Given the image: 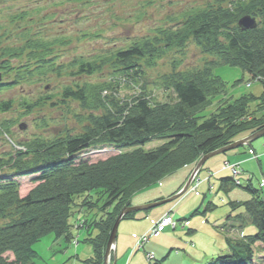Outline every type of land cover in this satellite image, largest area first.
Segmentation results:
<instances>
[{
  "label": "trees",
  "instance_id": "16d2710c",
  "mask_svg": "<svg viewBox=\"0 0 264 264\" xmlns=\"http://www.w3.org/2000/svg\"><path fill=\"white\" fill-rule=\"evenodd\" d=\"M245 16L255 17L257 26L242 29L238 22ZM190 38L215 59L201 69L165 76L163 85L172 92L169 100L154 98V93L146 88L130 100H121L116 96L119 85L115 82L67 86L62 93L64 101H77L88 111L79 116L87 121L83 132L54 139L37 137L21 143L26 150L0 159V174L5 167L13 170L12 175L0 177V221L11 217L0 225V264H38L35 244L51 233L67 241L75 240L72 219L85 209L99 211L77 224L87 228L84 241L93 248V254L83 262L105 264L113 225L122 210L132 204L136 193L264 127V0H240L233 8L223 6L219 0L216 7L193 9L186 13L180 27L157 28L153 36L139 38L102 60L98 57L75 61L78 71L74 74L92 75L112 61L120 73L131 76L133 72L135 80L134 76L143 75L140 63L152 67L159 56L172 48H183ZM36 41L28 39L22 46L2 50L0 89L14 87L18 76L24 75L19 70L12 82L3 81L4 74H11L15 68L10 57H21L27 51L31 60H46L49 48L38 50ZM220 65L241 68L252 80L262 83L263 92L260 96L245 94L232 101L223 98L215 111L205 117L200 113L226 94L227 82L214 73ZM28 73L32 74V70ZM104 91L109 92L106 97L102 95ZM11 107L12 101L1 102L0 113ZM155 139L163 143L144 148ZM104 145L115 146L121 153L95 162L76 160L83 150ZM26 175L34 176L37 184L21 197L15 177ZM234 186L233 177L222 178V188ZM246 189L252 195L249 200L230 203L233 210L242 206L243 215L258 231L231 241L230 251L219 253L205 264L258 263L255 245L260 242L264 246V195L252 185ZM213 208L209 203L207 209ZM134 214L127 213L123 219L134 218ZM93 230H97L95 236ZM7 253L14 258L10 259Z\"/></svg>",
  "mask_w": 264,
  "mask_h": 264
},
{
  "label": "rangeland",
  "instance_id": "374dc122",
  "mask_svg": "<svg viewBox=\"0 0 264 264\" xmlns=\"http://www.w3.org/2000/svg\"><path fill=\"white\" fill-rule=\"evenodd\" d=\"M218 2L219 0H0V56L2 50L8 47L22 46L28 39L37 40L38 50L43 48H49L50 50L46 60H31L27 55V51L21 57L9 58L11 66L15 68L11 74H4L3 81L12 82L16 79V73L19 70L24 71V75L18 76V84L14 87L0 89V103L12 101L11 109L0 113V159H8L16 152L15 149L17 148L14 143L16 146H21V143L24 144L37 137L54 139L83 132L87 121L80 120L79 116H85L88 111L77 101L71 99L64 101L62 93L67 86L76 88V86H82L85 82H115L119 85L118 92H116L118 95L116 96L121 100L132 98L135 93L139 92V87L146 88L148 92L154 93V98L160 101L169 100L172 97V92L170 89L166 90L163 85L165 76L177 71L191 72L201 69L206 62L215 59L214 56L204 53L201 46L193 38H190L183 48H172L167 53L159 56L156 64L152 67H147L143 64L144 62L140 63L143 75L141 77L134 76L137 82L135 84H122L120 80L126 74L120 73L112 61L103 65L100 71L92 75L74 74L78 71V66L73 64L79 59L93 60L101 57L99 59L102 60L109 57L112 53L126 48L139 38L153 36L157 28L180 27L186 19V13L189 11L206 8L210 5L216 7ZM222 4L225 7L233 8L236 1L232 3V0H222ZM1 61L2 59H0ZM28 70H32V74L28 73ZM214 73L227 82L226 94L221 95L211 106L200 113L205 117L215 111L218 102L223 98L232 101L245 94L251 93L260 96L263 92L262 83L251 80L250 75L244 73L239 67L220 65L214 68ZM133 74L132 72L131 76L126 77L132 80ZM242 78L243 80L240 83H236ZM250 80L252 83L248 85ZM161 143H163V140L155 139L148 142L144 148L151 149ZM252 143L258 153L264 156V136L254 139ZM249 147L251 145L244 144L231 150L227 155L234 151L248 152L250 155L252 154V158H255L253 156L255 151ZM118 153L119 150L115 146L106 145L92 148L85 158L95 162ZM220 156L223 159L225 155L218 154L209 160L215 158L221 160ZM253 160V163L249 166L252 169L247 171L248 176L241 177L245 180L252 173L254 187L259 188L260 180L264 177V158L261 157L262 170L257 160ZM208 161L205 163L204 169L207 167L215 168L218 165L213 164L210 166ZM232 165L235 166L232 167ZM224 167L232 170L241 168L243 171L239 163L232 161H230L229 166L224 164ZM182 172L183 169L177 171L174 175L168 176L163 180L164 183L166 184L167 180H169V183L170 180L174 184L177 183V180L182 176ZM192 173L193 171L189 177ZM5 174L12 175L13 170L5 167L0 177ZM211 175L212 173H209V176ZM15 178L19 182L21 197L25 196L37 184L34 181V176L31 175ZM186 182L187 180L184 181L183 186ZM211 184L214 190L209 189L206 191L205 185L200 188L201 196L199 198L201 200L204 198L205 193L208 192L209 195L205 198V203L201 204L200 213L194 215L190 220L196 223H199L202 218L209 220L206 226L211 227L214 231L212 235H209V230L201 228L197 232L189 234V238L201 232V235L196 239V243L201 246L207 245L209 239L217 238L216 235H219L220 239H224L225 233L217 225L219 223L224 224L229 214L232 217L229 222L239 226L243 235L255 234L258 229L247 216L243 215L244 208L241 206L233 210L230 203L233 200L246 201L251 197L245 185H235L227 192L219 190V178L212 177ZM158 187L159 182L138 192V196H141L139 193L145 191H157ZM136 195L131 198L132 203L140 200V198L136 199ZM183 197L184 195L167 204H174ZM222 197H225V201L222 200ZM201 200L199 203H201ZM209 202H214L217 206L213 209H207V212L203 213ZM158 208L160 206L152 209L156 212ZM98 211L97 209H85L83 213L76 214L72 220L74 223L78 221V225H80L85 219L94 217ZM147 212V210H139L135 212L137 213L136 218L121 220L117 235L121 233L130 236L131 232L126 230L130 227H124L126 222L131 220H135L137 223L142 222L145 220L144 216ZM140 214L142 216H139ZM240 215L242 217H239ZM10 220L11 217L8 216L0 221V225L8 223ZM177 227L176 224L173 229ZM169 231L173 232L168 229L164 233L166 234ZM96 233L97 230L92 231L93 236ZM73 235L75 240L79 241L78 244L75 243V240L67 241L63 237H56L53 233L44 236L34 246L39 254L36 262L38 264H85L83 259L93 254L92 245L84 241L88 236V230L86 227H77V224H75ZM159 239H151L150 244L159 242ZM193 239L195 240V238ZM199 239H201V242ZM255 249L257 264H261L264 259V246L262 243L257 242ZM146 250L140 248L132 252L135 253L134 257L136 256L138 260H144V264H148ZM175 251L173 250L172 253L175 254ZM6 255L10 259L14 258L12 253ZM129 256L131 257L130 253ZM155 261L153 260V262ZM164 261L166 264H170L168 257Z\"/></svg>",
  "mask_w": 264,
  "mask_h": 264
},
{
  "label": "crops",
  "instance_id": "0c3cea01",
  "mask_svg": "<svg viewBox=\"0 0 264 264\" xmlns=\"http://www.w3.org/2000/svg\"><path fill=\"white\" fill-rule=\"evenodd\" d=\"M249 148L257 152V154H259V158L256 160L259 163L260 168L262 170L263 166L261 164V157L264 158V156L258 153V151L253 146V143H251V147ZM224 155L225 156L223 159H222V156H220L221 160H217V158L212 159V160H209L210 159L209 158L208 159L209 161L207 160L210 166L213 164H218L215 168L207 167L206 169H204L205 164L201 167L198 173L200 184L196 188V190H192L188 192L186 195H184V197L181 200L176 201L174 204L161 205L160 208L156 210V212L153 209L148 210L147 214H145L144 216L145 220H143L142 222L137 223V221L135 220H131L134 222H131V221L126 222L124 227H130V228H127L126 230L131 232V234L130 236L122 235L121 233L117 235V244L115 248L116 264H144V260L140 261L136 258V256L134 257L135 253L131 254L132 249L134 245L136 244L137 240L139 239V237L142 234L149 232V229L152 223L159 220L165 213L169 211H172L177 218L185 219L187 223L184 227L178 226L175 229V231L172 230L173 232L169 231L166 234L161 233L158 235L151 236L148 242H146L143 248L145 250L149 249L148 251H151V253L155 254L156 261L154 263L156 264H160V263L166 264L164 260H166L167 257L169 258L170 264H205L209 262L217 254L226 253L230 251L231 250L230 244L233 242V240H236L237 238L239 239L240 237L242 238L243 236H245L243 235V232L242 230H240L239 226H236L232 222H229L230 219H232L231 214H229L230 217H227V220L225 221L224 224L219 223L217 225V227H220L221 230L225 233L224 239L223 238L220 239L219 235L218 236L216 235L217 238L213 240L209 239L207 245L201 246L196 243V239L198 238L199 235H201V232L196 233L195 236H192L190 238L188 236L191 233L197 232V230H200L201 228L209 230L210 231L208 232L209 235H212L214 231L211 227L206 226L209 220H205L202 218L199 223H196V222L191 221L190 219L193 218V216L196 215L197 213H200L201 211L200 206H202L201 204L205 203V198H207L209 195L207 194L208 192L205 193L204 198L201 200L199 198V196H201L200 188L203 185H205L206 191H208L212 185L211 184L212 177L219 178V182H220L219 190L229 192V190L233 188V187L229 189L222 188V178L233 177V173L231 169L224 167L225 161L230 160L234 163L235 162L239 163L240 167H242L243 169L242 173L237 175V178L241 182L240 186H242L243 184L245 185V187L249 185L254 186V183H253L254 178L252 176V173L250 177L246 178L245 180L241 176H244V175L248 176L247 171L249 169H252L249 166L250 164L253 163L254 161L253 159L255 158H252L248 152L241 153V152L234 151L230 155H227V154H224ZM195 166H196V163H191L179 169L180 171L183 169V172L181 174L182 176L181 178L177 180V183L175 184L171 180L169 183L168 182L169 180L167 179H166L167 181L165 184L163 181L164 179H163L159 183V187L157 191L156 190L152 192L145 191L141 194L139 193V195L141 196H138V193H136L137 194V195L135 194L136 199L140 198V200L136 201L135 203H132V200H131L132 205H145L149 202H154L156 200L172 196L173 194L178 192L183 187L184 181L189 179V175L193 171ZM209 173H212V175L209 176ZM263 174H264V171H263ZM172 175H174V173ZM167 182H168V185H167ZM259 189L261 190L262 193L264 192V177L262 178V180H260ZM212 190H214V188ZM189 197H194V198H189ZM200 200H201V203H199ZM222 200L225 201V197H222ZM230 202H243V201L233 200ZM209 203L212 204L213 207L217 206V204L214 202H209ZM209 203L207 204V206L209 205ZM206 212H207V208L206 210L203 211V213H206ZM139 216H142V215L140 214ZM136 217H137V213L134 214V218ZM153 238H160L159 242L150 244V240ZM193 238H195V240ZM199 240L201 242V239ZM173 250H176L175 254L172 253ZM148 251L147 250L145 251L146 254L148 253ZM129 253L131 257L129 256Z\"/></svg>",
  "mask_w": 264,
  "mask_h": 264
},
{
  "label": "water",
  "instance_id": "95a60500",
  "mask_svg": "<svg viewBox=\"0 0 264 264\" xmlns=\"http://www.w3.org/2000/svg\"><path fill=\"white\" fill-rule=\"evenodd\" d=\"M239 26L246 30V29H251L257 26V22L256 19L254 17L251 16H245L243 18L240 19L239 21ZM0 81H1V74H0ZM261 136H264V127L260 130H258L257 132L241 139V140H237L231 144H228L227 146H224L222 148H219L215 151H212L206 155H204L201 160L198 162V164L196 165L195 169L193 170V173L191 174L190 178L188 179L187 183L185 184V186L175 195L166 198V199H162L159 201H155V202H151L145 205H135V206H127L125 207L122 212L120 213V215L118 216V218L116 219L112 231L110 233V237L107 243V247H106V253H105V264H108V257L110 255L111 249L112 247L116 246L117 244V231H118V227L119 224L121 222V220L123 219L124 215H126L127 213L130 212H136L139 210H149L152 209L154 207L160 206V205H164L166 203L172 202L175 199H178L179 197L183 196L187 190L189 189L191 182L194 179L195 174L200 170V168L205 164V162L218 154H224L227 153L233 149H236L239 146H242L244 144H249L251 141H253L254 139H257ZM113 264H116L115 262H113Z\"/></svg>",
  "mask_w": 264,
  "mask_h": 264
},
{
  "label": "built area",
  "instance_id": "2783aa9c",
  "mask_svg": "<svg viewBox=\"0 0 264 264\" xmlns=\"http://www.w3.org/2000/svg\"><path fill=\"white\" fill-rule=\"evenodd\" d=\"M227 165L229 166V164L227 163ZM235 165H232V167ZM234 172H237V169L234 168L233 169ZM176 225V221L175 218L172 215H165L161 220H159L158 222H155L151 228V234H159L161 232H164L168 227H175ZM147 240V235H143V237L141 236L137 242V245L139 247H141L143 245V242ZM148 257L151 259L154 256L152 254H149Z\"/></svg>",
  "mask_w": 264,
  "mask_h": 264
},
{
  "label": "bare ground",
  "instance_id": "6f19581e",
  "mask_svg": "<svg viewBox=\"0 0 264 264\" xmlns=\"http://www.w3.org/2000/svg\"><path fill=\"white\" fill-rule=\"evenodd\" d=\"M249 84L251 85L250 82H249ZM248 145H250V143H249ZM198 172H199V171H198ZM124 216H125V215H124ZM141 236L143 237V234H142ZM150 238H151V236H147V240L144 241L143 244H144L145 242H147ZM115 247H116V246L112 247V249H111L110 255H109V257H108V264H113V262L116 263ZM105 253H106V250H105ZM105 262H106V261H105ZM153 264H156V263L153 262Z\"/></svg>",
  "mask_w": 264,
  "mask_h": 264
}]
</instances>
